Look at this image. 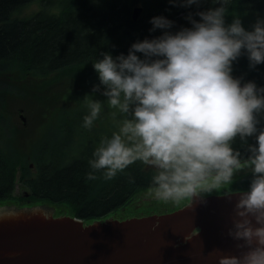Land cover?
Segmentation results:
<instances>
[{"label":"clouds","instance_id":"clouds-1","mask_svg":"<svg viewBox=\"0 0 264 264\" xmlns=\"http://www.w3.org/2000/svg\"><path fill=\"white\" fill-rule=\"evenodd\" d=\"M205 2L210 6L201 9ZM168 3L196 6L184 17L190 26L173 30L174 20L152 16L149 31L159 35L134 41L127 54L102 52L92 61L99 83L83 97L81 127L91 131L105 109L117 127L100 137L85 180H111L140 162L153 169V198L178 203L202 200L248 170L247 189L225 195L238 196L227 235L241 251L217 259L264 264V85L233 75L241 56L252 69L264 63V16L245 27L241 17L229 19L231 0ZM97 92L106 99H95ZM237 137L247 155L233 147Z\"/></svg>","mask_w":264,"mask_h":264},{"label":"trees","instance_id":"trees-1","mask_svg":"<svg viewBox=\"0 0 264 264\" xmlns=\"http://www.w3.org/2000/svg\"><path fill=\"white\" fill-rule=\"evenodd\" d=\"M20 1L0 0V13L17 10ZM31 1L42 6L33 16L31 31L12 32L10 25L0 26V63L6 64L0 65V70L8 74L24 73L30 66L28 60H32L29 79L0 77V206L18 201L31 206L47 203L55 207V216L69 215L89 224L114 214L118 216L122 210H127V216L120 218L124 220L128 215L172 212L187 204L189 199L166 211L153 209L140 211L142 215L135 214L128 207L131 200L143 191L152 190L153 169L140 162L111 180L86 181L87 161L100 139L90 132L102 127L112 116L105 109L91 131L77 126L82 124L87 111L83 97L99 83L92 61L102 52H111L113 56L127 54L134 41L159 35V29L149 31L152 16L162 14L174 20L173 30L190 26L184 17L188 11L195 12L196 6L181 8L170 5L168 0H148L140 18L134 21L133 8L140 0H98L96 3L93 0H23V3ZM209 6L205 2L200 7ZM48 10L58 12L51 14ZM257 15L264 16V0H231L229 19L239 16L248 27ZM46 20L62 26L68 24L71 32L44 26ZM233 75L264 85V63L252 69L246 56H241L233 64ZM94 98L106 99L99 92ZM19 108L24 111L26 125L18 123ZM248 140L255 143L254 138ZM237 143L233 147L247 155L241 142ZM250 179L247 171L231 185L205 196L246 190ZM18 182L30 193L26 200L14 194ZM59 207L65 209L60 212Z\"/></svg>","mask_w":264,"mask_h":264},{"label":"water","instance_id":"water-1","mask_svg":"<svg viewBox=\"0 0 264 264\" xmlns=\"http://www.w3.org/2000/svg\"><path fill=\"white\" fill-rule=\"evenodd\" d=\"M143 10L134 6V21ZM19 117L26 125L23 109ZM226 194L163 214L89 224L54 216L56 209L46 205L0 206V264H218V255L241 251L227 235L238 196Z\"/></svg>","mask_w":264,"mask_h":264},{"label":"rangeland","instance_id":"rangeland-1","mask_svg":"<svg viewBox=\"0 0 264 264\" xmlns=\"http://www.w3.org/2000/svg\"><path fill=\"white\" fill-rule=\"evenodd\" d=\"M147 1L148 0H140L138 5H134V6H142L144 8V5H145L144 3H146ZM17 10H29V11L32 12V14L33 13L36 14L35 13L36 11L42 10V6L36 1L35 2L31 1L29 3H27V2L23 3V0H21L17 4ZM52 12H56L57 13L58 10H51V14H52ZM19 104H21V103L19 102ZM17 120H18V123L21 122V119L19 118L18 114H17ZM77 127L80 128L81 125H78ZM116 127H117V123L114 120V118L112 117L111 119L109 118L108 121H105L103 123L102 127H98L96 130L90 132V134L92 136H96V137H101L102 135H109L110 136L111 132L116 130ZM250 138H253V137H250ZM238 141H239V138L237 137L235 143L238 142ZM246 171H248V170H242L241 172H238L234 176V179L236 177L246 173ZM226 186L227 185L223 186L222 188H224ZM21 188H22V185H21L20 182H18L16 184V187H15V190H14V194L18 195L20 193V191H21ZM217 191H213V192H217ZM10 204H15V202H11ZM174 206L177 207L178 204L177 203H172V202H169V203L159 202V201H157V200H155L153 198L152 190H150V191L146 190V191L141 192L137 196H135L131 200V202H130L128 207L131 210H134L133 212H136L135 214H139L140 215L141 214L140 211H143V210L150 211V210H153V209H158V210H161V211H166L168 207L172 208ZM47 208H55V207L47 205ZM59 209H65V207H61V208L59 207ZM126 216H127V210H122V211L119 212L117 217L121 218V217H126ZM128 216L131 217V215H128Z\"/></svg>","mask_w":264,"mask_h":264},{"label":"flooded vegetation","instance_id":"flooded-vegetation-1","mask_svg":"<svg viewBox=\"0 0 264 264\" xmlns=\"http://www.w3.org/2000/svg\"><path fill=\"white\" fill-rule=\"evenodd\" d=\"M40 11H36L35 13H38ZM47 13H51V11H47ZM56 13V12H54ZM36 14H32L31 11L29 10H3L2 13H0V26L1 25H10L11 26V31L14 32L15 30L18 29H25L26 31H31L32 29V21H33V16ZM45 21V25L46 26ZM30 58V57H29ZM31 59L28 60V65L29 68L24 73L21 72H13V73H4L2 69L0 70V77H5V78H13L17 80H26L31 77L32 74V69H31ZM1 66H5V63H0ZM19 197L23 198L24 200L27 199V197L23 196L24 195V188H21L20 193L18 194ZM29 198V197H28ZM28 202V200L26 201ZM17 206L25 207L28 206L24 203H21V201H18L17 204H14Z\"/></svg>","mask_w":264,"mask_h":264},{"label":"bare ground","instance_id":"bare-ground-1","mask_svg":"<svg viewBox=\"0 0 264 264\" xmlns=\"http://www.w3.org/2000/svg\"><path fill=\"white\" fill-rule=\"evenodd\" d=\"M49 11H51V10H49ZM46 18H48V17L46 16ZM119 21H120L121 24L124 23L126 25V23L124 21L123 22H122V20H119ZM124 24H123V26H125ZM49 25L50 26H57V28L60 29V31L71 32V27L68 24H65L64 26H62L61 24H58V23H55V22H52V21L48 20L46 22V26L49 27ZM238 142H240V141H238ZM236 144H238V143L236 142Z\"/></svg>","mask_w":264,"mask_h":264}]
</instances>
